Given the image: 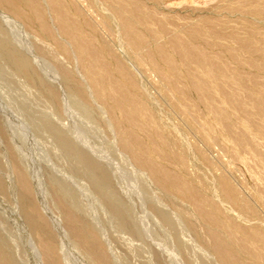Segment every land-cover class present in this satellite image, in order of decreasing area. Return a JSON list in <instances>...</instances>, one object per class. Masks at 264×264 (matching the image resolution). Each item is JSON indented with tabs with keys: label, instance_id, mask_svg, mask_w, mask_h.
I'll list each match as a JSON object with an SVG mask.
<instances>
[{
	"label": "bare ground",
	"instance_id": "bare-ground-1",
	"mask_svg": "<svg viewBox=\"0 0 264 264\" xmlns=\"http://www.w3.org/2000/svg\"><path fill=\"white\" fill-rule=\"evenodd\" d=\"M228 3V7L225 5L224 7L230 11L239 9L244 4L242 0H229ZM255 5L249 9L255 14H263L260 7ZM1 6L6 10L2 11L0 8V80L6 87L0 90V130L5 132L10 140L8 150L12 164H9L11 168L8 174L12 172L23 198V207H19L23 208L20 209L24 211L28 225L22 219L19 209L8 208V212L1 209L0 264H131L127 252L118 250L116 244V247L114 246L116 250L113 248L115 242L113 243L111 238L117 237L115 231H121L123 234H134L144 239L147 232L151 231H147L148 227L147 230L145 226L143 227L141 224L143 219L136 214L130 200L126 175L132 171L134 164L145 167L151 177H155V181L169 188V191L182 193V196L193 203L195 210L203 219L224 231L221 234L212 228L207 233L212 240L209 244L210 250L220 264H264V231L260 225L253 221L237 220L225 213L224 203L235 208L244 206L249 212L255 213V207L240 195L238 188L236 189L226 176L220 175L216 179L218 193L224 201L221 202L202 193L186 179L174 174L151 157V153L159 158L166 153L156 143V139L165 144L167 135L173 138L174 143H180L175 136L174 127L163 125L156 119L155 112L151 110L140 90L142 86L137 83L134 70L117 55L110 43L99 37L100 33L112 34L117 30L124 38L125 45L134 52L140 47L137 42L143 37L141 27L149 29L151 24H157L161 31L170 34L171 47L182 51L191 62L199 65L204 73L212 78L213 85L221 88L225 103L234 108L249 104L262 110L264 99L254 97L251 93L240 99L239 93L228 87L230 83L240 84L241 73L228 68L219 54L212 56L201 48V45L190 42L188 37L185 38L181 34L183 32L189 38L208 33L219 37L221 35L219 27L230 21L225 23V17L222 19L221 16L205 15L200 17L201 24H178L179 30L174 31L164 24L167 15L157 16L153 7L146 6L142 0H0ZM26 22L33 25L40 38L51 40L70 60L79 62L82 77L80 75L77 78L74 75L68 77L65 76L67 73L65 75L59 73L45 58V46L31 34L30 25ZM224 29L222 28V31ZM224 36L232 37L230 40L236 39L250 51L260 49L258 44L243 35L239 36L237 31L227 29ZM156 49L167 63L169 74H173L176 69L175 63L166 54L162 45L157 44ZM104 54L113 56L114 67L105 61ZM233 55L234 58H238L237 52H233ZM40 63L46 64L48 69L43 68ZM113 72H117L118 76H114ZM167 74H163L165 79H169ZM198 75L193 73L190 76L191 83L208 108L216 115L225 117L220 118L221 122L228 130H232L226 121L224 107L217 104L209 95L210 84L208 85ZM263 80L256 81L264 86ZM128 84L137 87L138 93L129 90ZM180 93L181 87L174 81L162 92L169 98L170 107L174 110L181 107L176 97ZM1 94L28 116L32 128L41 138L43 135L45 142L52 146H21L24 137L18 134L19 131L13 134L11 131V136L9 135L8 126L11 121L5 116L8 107L1 104ZM67 99L72 100L77 107L80 106L87 112L95 114V117L107 109L106 107L111 110V105L108 104L111 100L119 111L120 118L112 114L103 121L115 126L120 146H90L92 136L82 134V131L85 133L89 127L87 123L79 120L71 124L72 122L67 121ZM184 105L188 116L195 119L196 111L192 103L184 100ZM3 117L6 122H3ZM94 121L93 119L92 122ZM246 121L249 122L248 119ZM147 123L154 129L153 134L152 131L149 132ZM140 132L149 137L150 146H146ZM251 150L262 155L256 146H251ZM197 153L200 158L209 161L202 149L199 148ZM183 154L178 152L174 156L180 163L186 165L187 158ZM1 172L0 189L7 193L10 183ZM142 178L138 177L141 183L145 177ZM199 179L205 187L209 185L206 178ZM48 186L51 191L46 190ZM143 198L151 206L150 214L155 213L158 216L157 223L168 229L167 232L169 231L168 233L176 239L179 252L188 251L187 248L190 249L188 242L179 237L180 224L184 218L182 212L164 206L160 201L161 197L159 199L157 194L151 191L144 194ZM48 201L52 202L53 208L62 212L65 225L62 219L54 214ZM31 230L38 236L39 245L34 242ZM20 231L23 234L21 240L24 241L21 246L16 243ZM204 248H201L202 254L196 257L202 264H209L208 251L206 252ZM242 253L247 254L249 259L243 258ZM193 259L195 260V257ZM174 260L178 264L176 256Z\"/></svg>",
	"mask_w": 264,
	"mask_h": 264
},
{
	"label": "rangeland",
	"instance_id": "rangeland-1",
	"mask_svg": "<svg viewBox=\"0 0 264 264\" xmlns=\"http://www.w3.org/2000/svg\"><path fill=\"white\" fill-rule=\"evenodd\" d=\"M142 1L145 2L146 6H151L150 8L153 7L152 9L155 11L157 16L164 17L167 15V22L164 21V24H166L171 29L173 28L172 30L174 31L179 30L177 28L178 24H201L200 17H205V15L213 17L221 16V18L223 17L222 19H224L225 17V23L227 21H230L231 23L227 22L226 25H221L219 27V30L221 31V35L219 37H216V35H212L211 33L198 35L192 38H189V36H187L183 32H181V34L185 38L188 37L187 39L190 42L194 44L198 43V46L201 45V48H204L209 54L211 53L212 56L220 55L219 57L223 60L228 68L234 70L239 74L241 73L240 75L242 76V78L240 84L235 85L234 83H230L228 85L231 90L237 91V93H239L240 99L246 98L247 93H251L254 97L264 99V86L263 84H260L258 81H256L257 79L259 81L264 79V0H242L244 2V4H242L243 8L241 6L239 7V9L237 8L239 12L237 11V9H235L236 11H230L229 8H227L228 4H230L228 3L229 0ZM246 2L247 4H245ZM249 4H252L253 6H249ZM224 5L227 7H224ZM254 5L260 7L263 14H255L252 9H249V7H254ZM220 6L224 8H221ZM0 8L2 11L6 10L2 6ZM101 8H103V6ZM240 11H242L243 13L241 14ZM29 25L28 26L31 30V34L36 38V40L38 38L40 44H43L45 46V58L59 71V73L64 75L67 73L68 75L65 76L68 77H71L73 75L76 78L80 76L82 77L83 73L81 71L82 68L79 62L70 60L68 56L64 54L51 40L40 38L35 32L33 25L31 23ZM222 28L225 29L222 31ZM227 29L228 31H237V34L239 36L242 37L243 35V37L250 39L252 42L258 44V46H260V49L257 51H250L240 45V42L236 39L234 40L233 38V40H230V38L232 37L228 38L229 36H224V33L227 32ZM141 30L143 33V37H141V39H139L140 41L137 42L140 47L134 52L125 45L124 38L119 35L117 30H115L112 34L109 32H107V34L100 33L99 37L101 40L105 39L108 43H110L116 51L117 55L123 58L127 62V65L132 70H134L137 83L142 86L140 90L143 92L144 97L146 98V101L148 102L151 110L155 112L156 119L160 120L163 125L165 124L168 127H174L173 129L175 131V136L179 139L180 143H174L173 138L166 135V143L162 144L161 141H159L158 139H156L157 137H155L157 141L156 143L160 145L161 147H159L166 152L164 155L166 157L162 156L159 158V156L154 153H151V157L155 161L161 163L174 174L182 177L184 180L186 179L187 182L199 189L202 193L212 197L214 200L221 202L224 201L218 193L216 179L220 175L226 176L230 183L236 189L238 188L237 190L240 191V195L246 198L248 202L255 207V213L249 212V210L244 206L235 208L230 204L224 203L223 206L225 209V213L237 220L253 221L260 225L261 229L264 231V109L261 110L256 106H254L253 108L249 104H245L241 108H234L228 103H225L221 88L217 87V85H213L212 78L208 74L204 73L203 69L199 65L191 62L182 51L174 50L171 47L170 34L161 31V28L157 24H151V27L149 29H146V27H141ZM152 33H154V35ZM157 44H160L164 47L166 54L175 63L174 65L176 69L173 74H169L167 63H165V61L157 53ZM227 47L230 48L228 49ZM231 47L233 48V50H231ZM238 50L241 51L239 52ZM233 52H237L238 58H234ZM137 56L139 58H137ZM104 58L105 61L109 65H111V67H114L115 60L113 56L104 54ZM41 66L45 69H48L47 65L44 63H42ZM65 67L66 69H68V71L65 69ZM60 70H62L63 72H60ZM193 73H195L196 75L199 74L198 76H201V78L208 85L210 84L208 91L209 95L214 98L217 104L224 107L223 110L225 111L227 116L226 121L231 125L232 130H228L221 122L220 118L225 117L216 115L208 108L206 103L203 101L198 91L190 81V76L193 75ZM163 74H167L170 80L165 79ZM113 75L118 76L117 72H113ZM172 81L178 83L181 87V93L176 96L180 101L181 107L177 110H174L170 107V102L168 101L169 98L162 94L164 89H166L167 87L169 88L170 82ZM3 87H6L5 83L1 82L0 80V90ZM58 87L61 89L60 85H58ZM127 87L132 92L138 93L137 87L135 88L129 84L127 85ZM184 100H189L194 106V109L196 111L195 119L188 116L187 109L184 105ZM1 104H4L8 107L5 116L11 121V124L9 123L8 126L9 135L11 131L12 134L13 132L16 133L19 131L20 133L18 134L24 137L22 138L24 140V143L21 146H52L45 142L43 135L41 138L40 134H37L36 130L32 128L28 120V116H26V114H24L22 111L20 112V110L13 103H11L10 101L8 102L4 95L1 97ZM108 104L111 105L110 109L112 111L108 110V107H106L107 109H104V111L96 114L95 117V114L92 113V115L82 107H77L72 102V100L67 99V121H69L70 123L72 122L71 124H73L74 121L76 122L79 120L87 123L89 127L87 128L85 133L84 131H82V134L85 136H92L91 139H93L91 140L90 146H120L118 144V136L115 126L110 122L108 123V121H103L104 119H108L112 114L116 115L114 117L120 118V113L115 108L113 102L109 100ZM93 116L94 118H92ZM4 117L2 118V120L3 122H6ZM93 119L95 121L97 119L98 122H92ZM246 119H248L249 122L246 121ZM258 124H260L259 127ZM147 125L149 132L152 131L151 134H153L154 129L150 124L147 123ZM115 132L116 134H114ZM140 134H142V138L146 143V146H150L151 141L149 137L145 134L143 135V133L141 132ZM7 137L8 135L0 130V172L2 171L1 173L5 176V178L9 180L8 183H10V187H8L9 189L7 190V193H5L6 191H1L0 189V195L2 194L0 197L4 195L2 198H0V200L2 199L0 201V212L1 209L4 212H8V208H17L21 211L20 213L22 219L27 223V218L24 214V211L21 210L23 209L22 207L24 204L23 198L18 191V187L16 185L15 179L13 178L14 176L12 172L11 174H8V170L11 168L9 164H12V159L9 156L8 149L10 146V140L9 137ZM251 146H256L262 153V155L255 154L251 150ZM196 147L198 149H202L206 153L209 161H205L200 158L197 153L198 149L196 150ZM39 152L41 153L42 151ZM178 152L184 153L183 155H185V157L187 158L186 165H183L177 159H175L176 157L174 156V154ZM4 162L7 163L5 164ZM126 176L129 179H127L128 188H130L129 196L131 195L130 200L134 205L135 212L143 220L145 219L144 221L141 220V224L143 225V227L145 226L144 228L146 230L148 227L147 231H151L147 232V237H145L147 239H143L134 234L124 233L126 234L124 235L121 231H115L114 233L117 236L115 238L113 237L115 241L113 238H111L112 242H115L112 245L115 250L116 248H118V250L122 249L123 251L120 250L122 252H127L131 264H146L145 262H149L150 264H174L175 256L178 259V264H202L196 256L199 257L202 254L201 248L206 247L204 248V250H206V252L208 251L207 254L209 257L207 258L209 259V264H220L214 258V254L210 250L211 245L209 244L212 243V240L207 233L208 230L212 228H214L219 233L221 232V234L224 233L223 230L215 227L212 224H209L205 219H203V217L195 210L193 203L189 199L182 196V193L174 191V194L172 190L169 191V188L158 184L157 181H155V177H151L150 173L145 167L134 164L132 166V171H130ZM137 176L139 178L145 177L144 179L142 178L144 182H139ZM199 178H206L207 181L209 180V185L205 187ZM145 179L147 180L145 181ZM49 187L50 186H48L46 190L51 191V188ZM150 191L151 193L157 194L159 199L161 197V199H163H160L161 203L164 206H167V208L171 209L173 207V209L176 208L182 212L184 218L180 224L179 237L184 242H188V245L190 246V249L187 248L188 251L186 250L185 252H179L176 239L173 237V235L169 234V231L167 232L168 229L161 227V225L157 223L159 218L155 213L150 214V211H152L151 206L148 202L143 200V195L149 194ZM15 200L18 203L15 202ZM48 203L51 205L49 206L50 208H52L54 214L59 216L62 219V223L65 225V220L62 212L58 209L53 208L51 201H48ZM30 232L31 235L33 234L32 238L34 242L39 245L38 236L34 234L32 230ZM18 234L20 237L19 240L16 241V243L21 246L24 243V241L21 240L23 238V234L21 231ZM123 235L125 237H123ZM118 237L120 238L118 239ZM35 238H37V240ZM123 238L126 240H124ZM130 238L132 239L130 240ZM126 242L128 243L126 244ZM115 244L117 247L115 246ZM131 245L134 246L131 247ZM196 245L199 248H196ZM129 247H131V249H128ZM146 248L148 251L146 250ZM177 252L178 254L175 255V253ZM241 256H243V258L245 257L247 260L249 259L247 254L242 253ZM193 257H195V260L193 259ZM175 264L177 263L175 262Z\"/></svg>",
	"mask_w": 264,
	"mask_h": 264
}]
</instances>
